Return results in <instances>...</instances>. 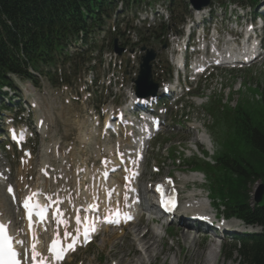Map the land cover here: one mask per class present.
<instances>
[{
    "label": "trees",
    "instance_id": "trees-1",
    "mask_svg": "<svg viewBox=\"0 0 264 264\" xmlns=\"http://www.w3.org/2000/svg\"><path fill=\"white\" fill-rule=\"evenodd\" d=\"M105 4L106 0H0V85H12L10 73L32 77L30 64L50 65L56 60L54 53L62 54L71 37L96 23L93 16ZM240 107L230 140L246 149L243 153L233 149L219 158L212 191L231 213L264 227V199L252 207L249 195L254 182L264 184V123L262 113L250 115L247 107ZM239 252L240 264H264V233L243 243Z\"/></svg>",
    "mask_w": 264,
    "mask_h": 264
},
{
    "label": "rangeland",
    "instance_id": "rangeland-1",
    "mask_svg": "<svg viewBox=\"0 0 264 264\" xmlns=\"http://www.w3.org/2000/svg\"><path fill=\"white\" fill-rule=\"evenodd\" d=\"M242 73L244 76L249 78V81L251 82H254V79L258 80V78L260 77L261 79L259 80V82L263 84L264 74L261 75V73H258L257 78H253L252 71L250 69L242 71ZM238 76H240L239 73H238ZM23 87L26 90H30L32 94L36 96V100L38 102V109L34 111L35 118L37 120L39 118L44 119V128L39 130L42 135L41 134H40L41 136L38 135V137L40 136L38 138L39 144L36 146L34 150V160L32 161L31 166H30V169H32V171H34L35 173L34 178L36 177L39 168L43 164H45L47 161H50V159H52V156L50 154V149H51L50 144L53 142H55L56 144H60L59 146L60 152H63V151L65 152L67 146H69L70 144L71 145L73 144L74 148L72 149L71 153L69 155L65 154L64 156H69L70 158H74L72 160V163H75V164L77 161L80 160V162H82L83 158L86 159L90 156L91 158H90V161L88 162V166L90 167V169L95 171V169L92 166L94 159H96V153H94V146L99 144V148H103L104 146H101L102 140H100L98 137H94L88 140L89 138H84V135L82 134V133H87V131L89 130V126L87 127L85 125V120H86V115L88 116L87 113L91 108H89L88 106H83L78 102H71L70 104H65L64 98H65L66 92H64L63 86L62 85L54 86L53 84L49 83V81L46 78H43L41 80V86L39 87L35 85H31L27 81L23 82ZM76 89H77L76 84H73L72 86L69 87L68 92H72L75 94ZM259 91H260V94H258V97L261 96V99H263L264 97L263 95H261V93L264 92V88L261 87L259 88V90L250 88V92L252 96H254L256 93H259ZM24 96L26 97L25 94ZM243 97H242L244 99L243 102L248 104L247 107L262 111V113H264L263 111L264 102H258L256 100L255 101L252 100L251 95L248 92H246L243 95ZM50 107H51V110H50ZM63 107H67L66 110L65 108L61 110ZM188 111L189 109H187V112ZM213 113L217 117L218 115L217 111H213ZM228 113H233V111L229 109ZM50 115L54 117L56 116L57 122L54 123V125L57 124L59 128H56L55 126L50 127V119L53 120V118L50 117ZM47 117H49L50 119L47 120L48 119ZM77 119H79V122ZM180 124L182 126H186V124L183 121ZM210 133H211V139H212V142L214 144L215 151L217 154H219L221 150L231 153L233 152V149H238V151H241L243 153L246 149L243 143H239L237 140L236 141L228 140L226 138L225 128L223 124H220L219 128H212ZM193 138H194V132H190L189 130H185L179 127L178 128L169 127L167 129L164 128L153 144L154 150H151L148 153L147 159L145 161L146 166H144V174H143L144 181H140V183L145 186H150L152 179L157 180V179L162 178L164 175L170 174L178 180V184L182 191V198L184 199L183 204L185 205L187 196L191 193V191L194 190V188L192 185H189L187 181H184L183 179H181L183 175L180 174L178 172V169H176L177 167L172 164L173 159L165 157L163 153V149L164 147L173 146L175 144H181L185 146V150H186L185 152H187V156L193 155V153L189 149V146L193 142ZM103 141L105 142V144H113V140H111L110 138H107ZM160 141H161V146L158 149L155 143H158ZM234 144H236V146H234ZM175 149H176V152L180 151L177 147L173 148L172 150L174 151ZM59 156H62V155H59ZM99 159L100 160L95 162L96 165L100 164L101 161H104V162L108 161L110 157L107 154H105L103 157ZM153 165H157L161 168L160 175L153 174L152 172ZM183 169L186 170L185 167ZM201 169L214 170L207 166H202V165H201ZM30 180H36V179L29 177V181ZM259 184H260L259 181H256L255 183H253L250 187L249 193L251 194L257 193L260 188ZM206 188H207V185L205 182L204 189H203L204 198H206V196H208L209 194ZM142 220H145L146 222L147 220L146 214H143L141 216L140 222H142ZM235 222H238V221H235ZM133 226L134 225H131L128 228H124L123 230L125 232V233L123 232L124 235L122 234L123 235L122 238L116 241L113 240V234H116V232L113 233L109 231L110 229L108 231L102 232L103 234L99 236L100 239L96 240L95 243L90 245V247L87 248L86 251H83L85 253L87 252L94 253V257L92 255L86 256L84 253H81V252L79 253L80 257L86 260L85 264H88L89 260H94L93 263L97 264V262L95 261V258L97 257V254L100 253V246L103 242V248H106V245H107L106 251L104 253H101V255H103L104 258H106L104 264H111L112 260L113 261L116 260L118 262L123 261V263L126 264L125 263L126 261L124 259L125 258L128 259V257L126 256L127 252L131 251L133 256L136 255L135 250H133L134 247H129V245L124 246V244L127 241V236L125 234H128L132 230L131 228ZM162 226L163 225L161 223L160 224L150 223V227H155L162 235L163 240L161 241L159 248L162 249V247H164L163 248L164 250L160 253L158 257L153 256L152 258L153 261L149 264H188L189 262L188 256L193 252L194 245H190V241L188 243L184 242V238L181 236L182 235L181 233L189 229H187L182 224H179V222H175L174 224L167 226V228H170L172 226L173 230L176 231V233L177 231L180 232L179 235H177L175 238L170 239L164 233V229L166 226H163V227ZM239 226H241V222ZM135 227L136 226H134L133 228ZM143 230L146 231V228L144 227V225H143ZM194 232H195V243H196L195 246L198 249V251H201L203 248L209 245V240L200 239L199 233H197V231H194ZM117 233L121 234L122 232H117ZM110 234L112 235L109 236ZM107 236H109L110 238L103 239L104 237H107ZM211 237H214L213 234H210V238ZM177 241L180 244L179 247H182V248H179L177 246V243H176ZM216 246L214 245V248H215L214 250L217 253ZM169 247H172L173 250H169ZM111 255H112V258L108 259ZM123 255H125L124 258H123ZM217 255H218L217 258L219 259L218 264H237L233 260L232 261L226 260L221 254H220V257L218 253Z\"/></svg>",
    "mask_w": 264,
    "mask_h": 264
},
{
    "label": "bare ground",
    "instance_id": "bare-ground-1",
    "mask_svg": "<svg viewBox=\"0 0 264 264\" xmlns=\"http://www.w3.org/2000/svg\"><path fill=\"white\" fill-rule=\"evenodd\" d=\"M53 120L50 119V122H53ZM208 140L205 137H202L201 142L208 144ZM210 143V142H209ZM115 149H117L115 147ZM129 157V156H127ZM122 158H126L125 156L122 155ZM127 159V158H126ZM119 165V163H117ZM82 168L77 167L75 171H80ZM91 173V172H90ZM92 176L94 174L92 173ZM86 175L84 174H78L74 175V178L71 181L72 186L71 187H64L62 189V193H66V196H71L72 200H75L76 205L80 206L83 208V210L80 213L81 217L86 216V209L89 205H96L95 200H96V192L99 190L98 186H93L92 183L93 181L88 184L86 183ZM95 177V176H94ZM187 179H192V180H200V175L197 174H191ZM95 183H98V179L95 180ZM123 187H126L127 185L121 182ZM62 187V186H61ZM60 187H56L55 192H59ZM71 189L74 191L73 194L70 193ZM142 191H144L142 189ZM151 192V191H149ZM128 191L125 188L123 191V204H126L127 198H128ZM65 196V197H66ZM188 202L186 205L189 207H199L200 209H205L207 208V203L206 201L199 199L196 200L195 194H191L188 197ZM186 207V206H185ZM187 208V207H186ZM144 211H149V212H155V206L153 202L151 201L150 197L145 198V204L141 208ZM0 211L3 212L4 218L7 220H10V218H13V225L14 227L16 226L15 224V217H14V212H13V207L12 203H8V201L0 195ZM76 214L74 213V216ZM184 225L186 226V222L183 220ZM240 222H233L234 226H239ZM143 225L146 228V231L143 230ZM135 228H132V230L128 233L125 234L127 236V241L124 244V246L129 245V247H134L133 250H135V256L132 255V252H127L126 256L128 259H124L126 264H144L147 260H151L154 257H158L160 253L164 250L163 248L160 249V243L162 240V235L160 232L155 229L154 227H150V220L147 219L145 222H138V224L135 225ZM183 238L184 242L188 243L190 241V245H195V240H194V235L192 234L191 230L189 232H184L183 231ZM44 232L41 230L40 234L38 235L41 240L44 238ZM124 233L122 232L121 234L117 233L113 234V240L116 241L118 239H121ZM40 245L42 246V241H39ZM177 246H180L179 242L177 241ZM189 245V246H190ZM214 245L216 246L215 243L210 242L209 245L203 250V251H196V249L193 250V252L188 256L189 257V262L188 264H218V255L215 252ZM123 248V247H122ZM128 248V247H127ZM178 248V247H177ZM169 250H172V247H169ZM143 251L144 254L148 255V257L145 259L143 258ZM125 252V251H124ZM166 252V251H165ZM125 255H123L124 258ZM122 258V259H123ZM115 264H124L123 261H113ZM149 262V261H147ZM146 262V263H147Z\"/></svg>",
    "mask_w": 264,
    "mask_h": 264
},
{
    "label": "snow or ice",
    "instance_id": "snow-or-ice-1",
    "mask_svg": "<svg viewBox=\"0 0 264 264\" xmlns=\"http://www.w3.org/2000/svg\"><path fill=\"white\" fill-rule=\"evenodd\" d=\"M26 206H27V204H26ZM3 227H4L3 225H0V228H3ZM67 235H70V233L67 234ZM85 235L87 236V232H85ZM57 243H59V242H55L54 243L52 250L55 251L56 258L60 259V258H62L60 256V252H62L64 249L63 248L57 249L56 248V244ZM74 244H75V239H73V242L68 244L66 247L68 249H73L74 248ZM33 248H34V246H33ZM17 255L18 254L13 249L9 248V250H8V258L5 260V264H20V261L17 259ZM35 255H37V254L34 253L33 259H35ZM40 264H43V262L41 261Z\"/></svg>",
    "mask_w": 264,
    "mask_h": 264
},
{
    "label": "water",
    "instance_id": "water-1",
    "mask_svg": "<svg viewBox=\"0 0 264 264\" xmlns=\"http://www.w3.org/2000/svg\"><path fill=\"white\" fill-rule=\"evenodd\" d=\"M193 2L199 7L198 0H193ZM261 194H262V192H260L258 195V201H260V199H261Z\"/></svg>",
    "mask_w": 264,
    "mask_h": 264
}]
</instances>
